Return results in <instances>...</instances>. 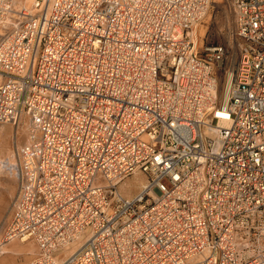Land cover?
Returning <instances> with one entry per match:
<instances>
[{"label":"built area","instance_id":"obj_1","mask_svg":"<svg viewBox=\"0 0 264 264\" xmlns=\"http://www.w3.org/2000/svg\"><path fill=\"white\" fill-rule=\"evenodd\" d=\"M0 0V124L25 126L2 236L32 264H264V0ZM146 180L132 197L130 174Z\"/></svg>","mask_w":264,"mask_h":264},{"label":"rangeland","instance_id":"obj_2","mask_svg":"<svg viewBox=\"0 0 264 264\" xmlns=\"http://www.w3.org/2000/svg\"><path fill=\"white\" fill-rule=\"evenodd\" d=\"M211 9V15L206 18L204 25L199 27L198 45L212 41H224L225 35L233 26L232 13L222 0ZM0 191L8 187L4 200L0 205V231L6 224L10 213L11 203L17 191V176L12 168V161L16 146L22 144L26 138V129L21 123L16 126L10 123L0 124ZM9 178V179H7ZM146 177L143 172H136L125 177L119 185V190L126 197H132L142 188ZM3 187V188H2ZM0 233V243L2 240ZM4 251L0 252V264H32L36 245L31 239L21 241L18 238L9 239L0 244ZM25 245V246H24ZM22 246V247H21ZM11 248L18 250L9 253ZM6 250V251H5ZM26 250V251H25Z\"/></svg>","mask_w":264,"mask_h":264},{"label":"bare ground","instance_id":"obj_3","mask_svg":"<svg viewBox=\"0 0 264 264\" xmlns=\"http://www.w3.org/2000/svg\"><path fill=\"white\" fill-rule=\"evenodd\" d=\"M25 1H27V2H30L31 0H25ZM201 28V27H200ZM2 32L0 31V34H1ZM0 129H1V127H0ZM7 179H9V178H7ZM143 184H144V182H142V186H143ZM3 188V187H2ZM2 191H0V205H1V202L4 200V197L6 196L5 194L6 193H8V192H10L9 191V188L8 187H4L3 189H1ZM12 239H13V237H12ZM23 239H21V241H22ZM0 244H2V243H0ZM25 246V245H24ZM22 247V246H21ZM16 250H18V249H16V248H11L9 251V253H13L12 251H16ZM4 251V249H3V246H1L0 245V252H3ZM6 251V250H5ZM26 251V250H25Z\"/></svg>","mask_w":264,"mask_h":264},{"label":"crops","instance_id":"obj_4","mask_svg":"<svg viewBox=\"0 0 264 264\" xmlns=\"http://www.w3.org/2000/svg\"><path fill=\"white\" fill-rule=\"evenodd\" d=\"M10 217H11V213H10V216H9V218H8V220H7V222H6V224L4 225L3 229L0 231L1 235H3V232H4L6 226L8 225V223H9V221H10Z\"/></svg>","mask_w":264,"mask_h":264}]
</instances>
